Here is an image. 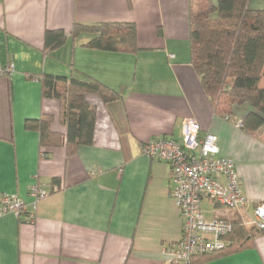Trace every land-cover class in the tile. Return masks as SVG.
<instances>
[{"label": "crops", "instance_id": "crops-1", "mask_svg": "<svg viewBox=\"0 0 264 264\" xmlns=\"http://www.w3.org/2000/svg\"><path fill=\"white\" fill-rule=\"evenodd\" d=\"M188 7L189 0H0V63L16 66L0 77V193L27 204L20 217H0V264H173L163 249L179 242L183 218L170 194L171 167L141 146L155 137L181 139L191 117L234 161L247 213L264 202V128L250 135L237 126L242 111L232 119L215 114L191 65ZM131 21L134 54L87 48L91 34L70 36L75 22ZM47 30H64L66 44L45 52ZM45 73L128 87L108 106L94 98V142L73 156L65 146L42 150L39 131L26 127L44 113L58 116V101L42 94ZM56 119L53 130L64 134ZM34 183L51 191L36 206ZM197 264H264V233L250 248Z\"/></svg>", "mask_w": 264, "mask_h": 264}, {"label": "trees", "instance_id": "trees-1", "mask_svg": "<svg viewBox=\"0 0 264 264\" xmlns=\"http://www.w3.org/2000/svg\"><path fill=\"white\" fill-rule=\"evenodd\" d=\"M190 61L215 114L232 119L242 111V129L247 134L264 128V9L251 8L250 0H189ZM93 35L84 46L113 53H137L135 22H75L70 36ZM64 30H47L45 52L64 46ZM44 98L58 101V116L44 113L27 120L28 129L40 134L42 150L65 146L73 156L82 145H92L98 105L122 101L128 87L114 89L94 78L77 79L45 73L40 78ZM92 99V100H91ZM58 117L66 126L63 134L53 130ZM54 182L57 179L53 180ZM240 212V211H239ZM231 218L233 231L228 245L219 251L196 255L192 264L215 260L250 248L259 233L256 223L243 213Z\"/></svg>", "mask_w": 264, "mask_h": 264}, {"label": "built area", "instance_id": "built-area-1", "mask_svg": "<svg viewBox=\"0 0 264 264\" xmlns=\"http://www.w3.org/2000/svg\"><path fill=\"white\" fill-rule=\"evenodd\" d=\"M16 72L14 62L0 63V77ZM242 127L241 121L237 122ZM218 136L214 133L200 135V124L187 118L182 124V137H155L141 146L142 154L158 158L171 167L170 194L182 218V236L178 243L163 249L166 261L173 264H192L196 255L212 253L228 245L233 222L225 215L206 216L204 201L213 207L246 213L249 219L264 229V202L258 203L251 214L247 213L248 199L231 158L221 155ZM36 203L48 197L50 190L34 183L29 191ZM27 204L16 194L0 193V217L9 213L20 217ZM34 215H32V218Z\"/></svg>", "mask_w": 264, "mask_h": 264}, {"label": "rangeland", "instance_id": "rangeland-1", "mask_svg": "<svg viewBox=\"0 0 264 264\" xmlns=\"http://www.w3.org/2000/svg\"><path fill=\"white\" fill-rule=\"evenodd\" d=\"M250 7L251 8H263L264 9V0H250ZM261 83L264 85V80ZM98 101L100 102V100H98ZM203 207H204V209H206V212H205L206 216L208 218H212L214 216V214H213L214 211L213 210H215V207H212V206L209 207L206 204V202L203 203ZM243 214L245 215V217H247L246 218L247 220H250L249 216L246 213H243ZM249 214H251V212H249Z\"/></svg>", "mask_w": 264, "mask_h": 264}]
</instances>
